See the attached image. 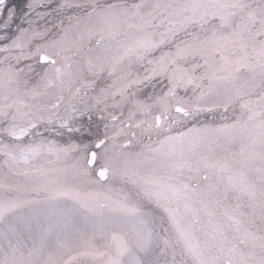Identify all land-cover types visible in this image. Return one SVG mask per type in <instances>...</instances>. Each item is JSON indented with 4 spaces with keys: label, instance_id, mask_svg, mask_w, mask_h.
<instances>
[{
    "label": "snow or ice",
    "instance_id": "1",
    "mask_svg": "<svg viewBox=\"0 0 264 264\" xmlns=\"http://www.w3.org/2000/svg\"><path fill=\"white\" fill-rule=\"evenodd\" d=\"M0 264H264V0H0Z\"/></svg>",
    "mask_w": 264,
    "mask_h": 264
},
{
    "label": "trees",
    "instance_id": "2",
    "mask_svg": "<svg viewBox=\"0 0 264 264\" xmlns=\"http://www.w3.org/2000/svg\"><path fill=\"white\" fill-rule=\"evenodd\" d=\"M23 0H12L13 4L22 5Z\"/></svg>",
    "mask_w": 264,
    "mask_h": 264
}]
</instances>
